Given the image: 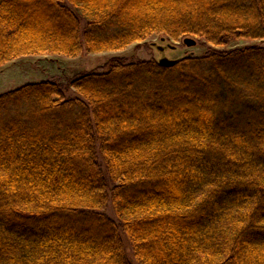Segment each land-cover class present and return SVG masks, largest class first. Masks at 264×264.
<instances>
[{
	"label": "trees",
	"instance_id": "16d2710c",
	"mask_svg": "<svg viewBox=\"0 0 264 264\" xmlns=\"http://www.w3.org/2000/svg\"><path fill=\"white\" fill-rule=\"evenodd\" d=\"M161 34L211 49L0 95V264H264V0H0V68Z\"/></svg>",
	"mask_w": 264,
	"mask_h": 264
},
{
	"label": "rangeland",
	"instance_id": "374dc122",
	"mask_svg": "<svg viewBox=\"0 0 264 264\" xmlns=\"http://www.w3.org/2000/svg\"><path fill=\"white\" fill-rule=\"evenodd\" d=\"M194 47H187L183 40H170L164 35H152L140 44L129 45L128 48L108 53L89 54L83 52L76 58L59 55L44 57H22L0 68V95L17 89L24 84L40 81L58 82L66 92V98H75L76 94L69 88L72 79L88 72H104L112 59H122L128 63L141 60L158 62L162 57L168 60H179L185 56H202L211 46L199 38ZM256 44L250 41H236L225 47H217L218 51L237 49ZM108 218L116 220L110 204L101 212ZM127 257L132 260L126 239L121 235ZM133 264L134 261L132 260Z\"/></svg>",
	"mask_w": 264,
	"mask_h": 264
},
{
	"label": "water",
	"instance_id": "95a60500",
	"mask_svg": "<svg viewBox=\"0 0 264 264\" xmlns=\"http://www.w3.org/2000/svg\"><path fill=\"white\" fill-rule=\"evenodd\" d=\"M187 47H194L196 45L195 41L190 39V38H185L183 39V42ZM176 60H168L164 57H162V59H160L157 63L159 66H163L165 68H172L175 64Z\"/></svg>",
	"mask_w": 264,
	"mask_h": 264
}]
</instances>
